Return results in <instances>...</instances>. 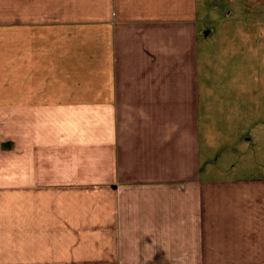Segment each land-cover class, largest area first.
Masks as SVG:
<instances>
[{
  "label": "crops",
  "instance_id": "obj_1",
  "mask_svg": "<svg viewBox=\"0 0 264 264\" xmlns=\"http://www.w3.org/2000/svg\"><path fill=\"white\" fill-rule=\"evenodd\" d=\"M210 10L232 41L206 0H0V264H264L263 121L207 86Z\"/></svg>",
  "mask_w": 264,
  "mask_h": 264
},
{
  "label": "rangeland",
  "instance_id": "obj_2",
  "mask_svg": "<svg viewBox=\"0 0 264 264\" xmlns=\"http://www.w3.org/2000/svg\"><path fill=\"white\" fill-rule=\"evenodd\" d=\"M206 4L210 9L216 4L224 13L232 10L234 18L231 41L223 35H229L231 27L219 22L214 10L208 14L205 30L213 32L206 40L207 86L223 88L222 100L234 101L239 115L247 110L248 115L262 118L255 134L264 131V106H257V102L264 101V0H206Z\"/></svg>",
  "mask_w": 264,
  "mask_h": 264
}]
</instances>
